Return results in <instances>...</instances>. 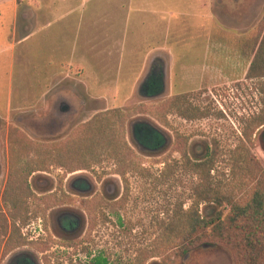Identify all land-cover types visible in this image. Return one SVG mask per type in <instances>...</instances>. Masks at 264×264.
I'll return each instance as SVG.
<instances>
[{"label":"rangeland","instance_id":"rangeland-1","mask_svg":"<svg viewBox=\"0 0 264 264\" xmlns=\"http://www.w3.org/2000/svg\"><path fill=\"white\" fill-rule=\"evenodd\" d=\"M111 1L73 0L77 8L82 6L83 17L91 21L109 18L117 0ZM147 1L139 0L136 6L146 9ZM202 2L206 7L201 10ZM50 3L51 0H0V8L7 9L6 16L0 15V42L6 39V44L12 46L34 32L36 25H27L22 15ZM171 9L174 13L208 14L214 21L205 17L196 25L184 23L181 31H173L168 52L159 57L149 56L151 48L144 44L133 57L127 48L128 56L119 58L117 53L121 51L115 47V35L107 38V64L103 59L104 65L96 67L91 61L92 67L87 71L76 68L70 80L63 81L61 75L59 81H49L46 96L38 95L36 88L40 76H46L42 75L46 69L44 49L35 47L33 41L26 47L31 48L30 59L27 55L20 59L19 46L6 54L5 65L0 67V195L9 167H39L37 151L63 149L70 142L76 147L78 138L96 116L115 110L126 116L123 136L136 165L142 164L144 171L125 170L108 157V151L100 149L94 158L98 162L91 161L89 165L91 171L65 174L57 159L48 160L41 165L47 170L31 174L29 184L35 195L56 193L65 202L53 204L47 210L46 221L43 212L35 217L32 211L22 233L38 248L20 247L0 264H9L12 258L27 253L36 257L30 264H92L96 258L108 264H161L162 258H152L157 241L166 235L176 213L188 210L197 196L199 178L192 163L203 158L207 149L210 153L215 150L212 180L216 185L230 180L233 152L241 143L248 145L252 138L258 149V153L253 150L255 156L264 157V127L245 135L250 118L264 109V79H246L251 60L247 43L264 25V0H173ZM90 25L92 22L85 29ZM103 26L99 22V28ZM78 52L81 53L79 48ZM154 58L164 63L166 89L160 97L149 100L139 93V88ZM49 60L48 55L46 62ZM56 60L63 61L60 57ZM22 66L25 70L20 75ZM175 97L181 98L180 112L168 111ZM64 102L72 110L63 112ZM136 122L160 129L166 144L156 150L142 149L132 138ZM185 153L191 165L187 166ZM166 163L173 166L171 173H165ZM77 181L89 184L90 194L108 202L97 210V222H91L82 205L83 197L91 196L85 195L89 192L73 188ZM208 212V205L201 204V215ZM64 213L81 219L82 228L76 236L68 237L59 228L58 219L62 221ZM48 246V252L39 249ZM164 253V258L169 256ZM173 259L176 264H236L234 253L226 247H204Z\"/></svg>","mask_w":264,"mask_h":264},{"label":"trees","instance_id":"trees-1","mask_svg":"<svg viewBox=\"0 0 264 264\" xmlns=\"http://www.w3.org/2000/svg\"><path fill=\"white\" fill-rule=\"evenodd\" d=\"M247 48L251 60L246 79H264V25L257 37L247 43ZM180 99L175 97L170 101L167 106L168 111L177 109L180 112L182 108ZM125 117L119 110L100 114L93 119L86 130L84 129V134L78 138L76 147L70 142L63 149L58 147L54 151H37V157L39 156L40 159L36 162L40 164L37 168H28V166L25 168L24 164L23 167L8 168V178L0 195V258L2 260L20 247L38 248L37 243H29L22 234V226L30 222L32 211L35 217L43 212L46 221L47 210L53 204L65 202L61 198L58 199L56 193L42 196L43 193L37 196L29 184L31 174L47 170L41 165L48 160L57 159V164L64 168L65 174L91 171L89 165L91 161L98 162L94 161V158L100 149L108 151V157L114 159L121 168L133 169L136 172L144 171L142 164L136 165L123 136ZM263 127L264 109L250 118L245 135L249 136ZM253 150L258 153L252 138L249 139L248 145L241 143L233 152L230 180L225 183L218 182L216 185L212 180L217 156L215 150L210 153L207 149L203 158L192 163L199 178L196 199L188 210L176 213V220L169 227L166 235L157 241L152 258H162L161 264H176L173 258L186 256L197 249L226 247L234 253L236 264H264V157L255 156ZM184 155L187 166L191 165L187 153ZM17 160L20 158L17 157ZM30 161L27 160L28 163ZM76 162L84 165L76 167ZM165 165V173L174 170L169 163ZM59 188L62 193L63 185ZM90 195L83 197L82 205L91 222H97V210L107 206L108 202L99 196ZM201 204L208 205L209 212L205 216L200 213ZM49 248L48 246L39 249L45 253ZM164 252L169 256L164 258ZM45 259L48 262L47 257ZM92 264L108 263L96 258Z\"/></svg>","mask_w":264,"mask_h":264},{"label":"crops","instance_id":"crops-1","mask_svg":"<svg viewBox=\"0 0 264 264\" xmlns=\"http://www.w3.org/2000/svg\"><path fill=\"white\" fill-rule=\"evenodd\" d=\"M108 1L112 2L111 0ZM137 1L139 0H117L116 6L112 8L114 9V13H111V16L107 19L102 17L100 21L94 19H92V21L90 19L86 20L82 15V6L81 8H77V4L74 3L73 0H51L49 6L36 8L33 11L27 10L22 16L27 25H32L34 23L33 25H36L34 26L36 29L30 35L23 38L18 44L15 42L12 46L7 45L6 39L4 40L5 42H0V67L5 65L3 61L6 58V54L16 46H19L22 50L20 52V59H22L24 55H27L25 57L30 59L32 56L31 48L28 50L26 47L34 41L35 47L44 49L45 51L42 52V59H45L43 64H45L46 69L42 70V75L46 76H40L41 78L38 80L40 81V87L36 86V88L39 89L37 90L38 95L43 94L46 96L50 92L46 89L49 81L52 83L56 80L59 81L61 75L63 76V81L70 80L76 75V68H82L87 71V69L92 67L91 61H93L96 67L97 65H104L103 59H105V63L107 64V38L112 39L115 35V47L121 51L117 53V57L119 58L124 59L128 56L126 52L127 48L131 49L130 56L133 57L137 49L144 44H146L148 48H151L149 56L154 55L159 57L163 55V53L168 52L171 46L173 31H181L180 26L184 23L196 25L200 22H204L203 20L205 17L209 21H214V17L208 14L204 16V14L197 11H192V14L188 12L174 13L171 9L173 0H148L150 2L143 0L147 1L146 9H140L136 6ZM2 3H5V1ZM205 7L204 2L200 3L201 10L203 8L205 9ZM6 12L7 9L0 8L1 16H6ZM89 22H92V25L85 29ZM99 22L104 24L102 28H99ZM58 27L61 28L57 29ZM78 48L81 53H77ZM48 55L50 56V60L46 62V57ZM77 55L79 56L78 58ZM57 57H60L63 61L61 62L59 60L58 63L56 60ZM154 59L152 63L164 64L160 59ZM22 67L20 75H22V71L25 70V67ZM24 73L25 72H23V75H26ZM145 80L146 77L140 85L139 93L145 99L150 100L153 94L150 91L147 92ZM163 86L166 89V84ZM9 110H12L11 107ZM61 110L63 112H68L72 109L70 105L64 102ZM141 124L151 125L146 122H136L132 126L133 139L135 138V128ZM158 130L160 131V129ZM158 135L159 138L163 140L162 145H164V134L160 131ZM134 140L144 150H156L153 145L149 143H143L136 138Z\"/></svg>","mask_w":264,"mask_h":264},{"label":"flooded vegetation","instance_id":"flooded-vegetation-1","mask_svg":"<svg viewBox=\"0 0 264 264\" xmlns=\"http://www.w3.org/2000/svg\"><path fill=\"white\" fill-rule=\"evenodd\" d=\"M165 81H166V70L164 64L152 63L145 80L147 92L150 91L153 94L151 96L152 99H155L163 95L165 91V87L163 86L166 84ZM159 133L160 131L157 128L151 125L148 126L141 124L135 128L134 137L143 143H147V144L149 143L153 145V147L157 149L159 146L160 147L163 146L162 145L163 140L159 138L158 135ZM164 141H165L164 143L165 145L167 142L165 136H164ZM87 185L89 184L85 182L83 183L82 181H77V183H75V186H73V188L78 189L77 191H79L80 193L88 191L89 193H86L85 195H90L91 189H88ZM60 218H62V221L61 219H58L59 228L62 230V233L66 234L67 236L69 237L74 235L76 236V234L81 230L82 221L77 215L73 213L72 214L64 213L63 215H61ZM23 236L26 237V234H23ZM35 259H36L35 255H30L27 253L25 255H20L12 258L9 264H30L29 261L30 260L35 261Z\"/></svg>","mask_w":264,"mask_h":264}]
</instances>
